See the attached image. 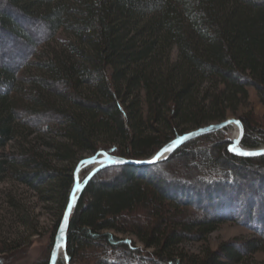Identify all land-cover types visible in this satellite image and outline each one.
<instances>
[{"label":"trees","instance_id":"obj_1","mask_svg":"<svg viewBox=\"0 0 264 264\" xmlns=\"http://www.w3.org/2000/svg\"><path fill=\"white\" fill-rule=\"evenodd\" d=\"M18 18L38 23L46 36L36 41ZM1 37L24 40L29 54L15 69L0 63V149L18 140L19 128L62 140L49 147L50 160L25 144L0 156V182L12 178L60 206L36 264H51L83 154L148 160L193 130L224 123L249 102L250 89L264 105V0H0ZM24 69L29 74L21 77ZM21 83L32 86L26 98ZM239 119L243 148L263 147L264 121L259 127L249 116ZM220 135L190 141L156 165L100 171L70 222V264H250L264 251L262 241L244 243L245 253L230 243L200 257L181 251L228 221L264 237L257 195L264 198V156L231 154V141ZM243 169L258 172L250 181L254 198L241 197L251 187L242 185ZM206 188L214 194L202 195ZM226 192L232 196L223 200ZM11 250L0 243V257Z\"/></svg>","mask_w":264,"mask_h":264},{"label":"rangeland","instance_id":"obj_2","mask_svg":"<svg viewBox=\"0 0 264 264\" xmlns=\"http://www.w3.org/2000/svg\"><path fill=\"white\" fill-rule=\"evenodd\" d=\"M18 21L21 23L23 28L33 36L36 41L44 38L47 34V32L45 33V30L42 28V26L36 22L25 23L26 19L19 18ZM47 37L45 39H47ZM60 37L61 39L66 38V36L63 34L60 35ZM28 54L29 46L26 45L24 40H12V38L7 40L6 37L0 38V63H6L9 68L15 69L18 64L26 59ZM176 59L177 52L173 51L172 61ZM21 72V77H26L29 74L26 69ZM21 88L24 90V96L26 98L27 96L25 94L31 93L32 86H23L21 83ZM55 104L57 106H60L61 108L67 107L66 104L61 100H56ZM241 116H249L252 121L255 122V124L261 127V123H263L264 121V105L261 103L256 90L250 89L249 102L239 105L236 108V114L229 112L227 117L228 119L226 121L231 119L240 121L239 118ZM46 124H48L47 120ZM217 124L221 123H211L208 126ZM236 127L237 126L235 125L229 126L227 129L217 133H221L220 136H223V138H225L226 140L231 141L232 144V141L234 140L233 134ZM32 129L33 130L27 128L23 130L22 128H19L18 132L20 135L18 134L17 136L18 140L11 142L6 149H0V156L17 153L19 148L23 144H25V146L34 148V150L39 153H43L46 159L50 160V156H52V150L49 147H53L55 144L61 143L62 140L56 137L54 133H51L49 131H43L37 128ZM257 133L260 134V132ZM248 134H251L249 130L247 131L246 135ZM259 136L260 135L256 134L255 139H257ZM257 140L259 141L258 143H262L264 145V137L260 136ZM241 147L243 148L242 143ZM200 148L201 149L199 150H203V147ZM261 148H264V146L260 147L259 149ZM243 149L249 150L247 148ZM94 156L95 155L92 153H87L83 154L80 158H84L83 160H85ZM178 163L179 161H175L173 165L168 167V169L175 168L174 166ZM57 165L61 169L67 166L62 164ZM91 169V166L85 168V170H87L88 172L87 176ZM84 171L79 176L80 182L85 180L87 177L86 176L84 179ZM243 171L244 176L247 177L245 180H242V185L246 186L245 184H247L248 186L251 185V187L248 188V191L245 192L244 195L242 194L241 197L243 200L244 198L246 199L248 197L254 198L253 193L255 192L252 188L253 183L251 182L252 184H250V181L255 180L256 178L259 179L258 172H254L251 170L249 171L247 169H243ZM219 184L223 186L224 183L222 182ZM205 192H208L210 195L214 194L213 189L208 190L207 188L203 189L200 193H202V195H205ZM256 193H258V191H256ZM226 194L227 196L225 195L222 198L223 200L227 197L232 196L230 193L226 192ZM257 195L260 198L259 200L264 202L262 194L258 193ZM45 197L46 195H41L39 192L31 189L26 185L21 184L20 182H17L12 178H7L0 182V243L8 244L12 249L8 254L0 257V264H36L37 262L43 260L48 250V246L51 243L54 227L59 220L60 213L59 204L48 202L44 200ZM203 198L205 199L204 196ZM192 211L191 213H193V215L196 214V212ZM120 238L132 240L135 246L142 250L145 254L150 255L154 252L153 249H148L135 236L121 235ZM253 240L262 241L264 243V237L257 231L251 229L247 224L240 223L238 221H228L225 224L221 225L217 231L208 235L205 242H188L181 247V251L184 254H188L193 257H200L204 255L207 249L217 251L222 245L230 243L235 246L241 253H245L244 243ZM249 263L264 264V251L254 255ZM57 264H64L63 254L59 256Z\"/></svg>","mask_w":264,"mask_h":264},{"label":"water","instance_id":"obj_3","mask_svg":"<svg viewBox=\"0 0 264 264\" xmlns=\"http://www.w3.org/2000/svg\"><path fill=\"white\" fill-rule=\"evenodd\" d=\"M229 121L235 122L238 120L231 119V120H228V121L221 123V124L211 125V126L201 128V129L195 130L193 132L187 133V134L179 137L178 139L174 140L172 143H170L169 145L164 147L155 156H153L152 158H150L148 160H138V161L127 160V159L120 158V157L110 156V155L106 154L105 152H100L99 154L95 155L92 158L83 160L79 164V166L76 170L75 185L73 187V190H72V193L70 196V200L68 203V205L70 203L72 204V209H71V212L69 213L68 212V206H67L66 211L63 215V218H62V221H61L58 233H57V237H56V241H55V247H54V250L52 252L51 264H57L58 258L61 254H63V257L65 259L66 264H70L69 257L67 254V238H68V231H69L70 222H71L73 213L75 212V209H76V206H77V203L79 201L81 194L86 189L89 182L103 169H106L109 167H120V166L148 167V166L156 165L159 162L167 160L173 152H175L176 150H178L179 148H181L185 144L189 143L190 141H193L197 138H200V137H203L206 135H210L213 133L223 131V130L227 129L229 126H233V125L238 127V129L240 130V134L236 140L232 141V144L229 146V148L231 147V148H235L237 151L243 150V151H248V152H253V153L264 152V148L256 149V150L243 149L241 147V143H242V140L244 137V127L240 121H239L240 125H237L235 123L229 124L228 123ZM166 148L168 149L167 152L164 151V149H166ZM229 152L231 154H234L233 151L229 150ZM234 155H236V154H234ZM236 156H238L240 158H244V159H255V158L263 157L264 155H254V156L236 155ZM154 159L157 162L149 163V161H153ZM88 166H91L92 169L89 172L86 179L83 180L82 182H80L79 176L85 170V168H87ZM78 187L80 189L79 191H77ZM73 195H75L74 201L72 199ZM65 216H67V223H65Z\"/></svg>","mask_w":264,"mask_h":264},{"label":"snow or ice","instance_id":"obj_4","mask_svg":"<svg viewBox=\"0 0 264 264\" xmlns=\"http://www.w3.org/2000/svg\"><path fill=\"white\" fill-rule=\"evenodd\" d=\"M229 124L231 123H235L237 125H240V122L239 121H235V122H232V121H229L228 122ZM179 143V142H178ZM230 151H233L234 154L236 155H241V156H254V155H264V152L262 153H253V152H248V151H243V150H240V151H237L235 148H229ZM165 152L168 151V149H164ZM154 162H157L155 159L153 161H149V163H154ZM79 187L77 188V191H79ZM73 201L75 200V195H73L72 197ZM71 209H72V204L70 203L68 205V212L70 213L71 212ZM65 223H67V216H65ZM63 231V230H62Z\"/></svg>","mask_w":264,"mask_h":264},{"label":"bare ground","instance_id":"obj_5","mask_svg":"<svg viewBox=\"0 0 264 264\" xmlns=\"http://www.w3.org/2000/svg\"><path fill=\"white\" fill-rule=\"evenodd\" d=\"M239 134H240V130L238 129V127H236L235 132L233 134V139L236 140L238 138Z\"/></svg>","mask_w":264,"mask_h":264}]
</instances>
